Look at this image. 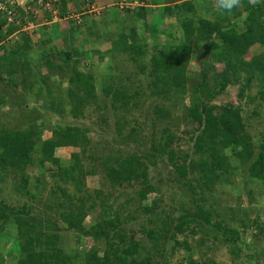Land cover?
I'll list each match as a JSON object with an SVG mask.
<instances>
[{
    "label": "rangeland",
    "instance_id": "rangeland-1",
    "mask_svg": "<svg viewBox=\"0 0 264 264\" xmlns=\"http://www.w3.org/2000/svg\"><path fill=\"white\" fill-rule=\"evenodd\" d=\"M65 1L67 5L64 15L61 13V0H51L52 7L57 9L52 12H57L58 19L52 22V13L40 10L42 14L36 18L32 15L29 19L38 26L30 32L19 33L9 43L12 47L16 44L22 46L27 36L32 46L24 59L29 64V69L22 71V67L19 68L14 76L15 80L0 79V127L4 125L28 129L35 122L46 126L42 138L48 139L56 125L75 124L89 130V146L85 151L83 148L57 149L55 155L64 162L61 166L47 165L46 169L41 170L32 165L26 170H9L7 178L2 174L0 200L14 207L27 206L31 215L41 218L44 223L55 225L57 228L53 232L59 234L60 245L73 257L75 263L86 264L90 252L94 250L102 256L108 239L102 237L96 241L92 236H83L69 230L63 218L66 207L59 204L67 202L62 189H68L72 194L76 191L75 185L69 180L65 183L64 169L73 163V152H83L84 166L94 171L85 181V192L92 198L87 206H93V209L88 213L84 224L90 228L97 222H102L107 214L111 220L120 219L117 230L124 228L129 234L126 235L128 239L124 244L117 243V254L123 256L124 249L131 246V240L138 241L141 246L138 253L129 256L132 264H140L141 261L144 264L150 263L148 256H151L152 264H187L190 256L199 258V253L204 255L207 264H264V233H260L254 223L260 217L264 227V186H259L256 180L251 179L248 172L251 161L243 167H235L229 183H219L214 191L205 192V206L214 214L213 221L224 223L228 233L225 235L209 228L208 231L197 229L196 233L187 231L185 234H178L175 233L176 227L182 217L188 214L197 216L199 210L187 182L178 181L169 154H159L151 160L144 158L151 146L159 142L161 130L171 126L176 135L173 150L177 155L189 154L188 162L199 159L193 151L192 139L198 124L193 121L189 112L194 105H199L195 104V96L188 93L185 97L156 99L148 88L151 82V59L160 55L166 45L170 46L171 40L165 34L156 36L137 23L134 14L139 8H144L148 14L146 21L151 25L155 15L159 17V12L163 11L167 0ZM187 1L195 2L197 14L210 20L222 18L226 12L219 9L217 0H174L172 3ZM244 8V2L239 0L233 11L244 12ZM242 15L234 20V25L239 29L243 27ZM167 17L168 23L166 26L161 25V31L178 33V28L173 25L175 18L166 16V19ZM134 25L137 27L135 39L120 42L118 46V33L123 27L125 33H130L129 29ZM1 34L8 35L4 31ZM172 42L176 44L174 40ZM199 49L192 52L186 63L190 90L203 82L211 90V95L204 97V104L240 110L252 134L255 153L258 154L264 145V90L258 84V79L247 74L236 76L231 71L228 72L223 63L210 61L208 65L201 64L207 60L208 54L204 47ZM260 51L259 46L252 48L246 58L250 60ZM3 53L0 51V55ZM66 53H70V58ZM48 61L66 66L68 72L48 69L43 64ZM74 68L94 73L99 95L104 88L123 89V86L116 87L122 83L132 87L131 90L136 89L132 91L138 90V96L128 106H124L126 104H122L123 102L116 103L120 107L112 108L113 110L98 109L93 104L86 110L85 117L76 119L69 114L72 107L68 98L71 86L69 74ZM203 70L206 72V79L201 75ZM49 91L52 96H48ZM50 100L57 103L55 109L51 108ZM157 104L169 110L170 117L159 120L155 114ZM125 121L127 125L122 130V123ZM131 129L135 131V139H126ZM133 152L140 155L135 171L131 172V168L124 166L119 184H114L105 177L104 158H125ZM225 152L234 166L240 165L231 148H225ZM54 173L56 176H53ZM24 176L30 181L28 185L24 184ZM189 177L193 178L194 175ZM144 180L153 185L154 189L147 198L142 199L140 190H144ZM250 190L253 191L252 194H249ZM97 192L101 193L106 203L113 205L112 213L101 205L100 199L96 197ZM93 202L98 205H92ZM201 221L205 222V219ZM1 228L4 234L15 238V231L9 225L0 226V230ZM2 233L0 250L3 251L4 261L0 264H16L18 253L13 249V243ZM150 233H155L160 240L155 243L150 238ZM186 241L190 249L186 248Z\"/></svg>",
    "mask_w": 264,
    "mask_h": 264
},
{
    "label": "trees",
    "instance_id": "trees-1",
    "mask_svg": "<svg viewBox=\"0 0 264 264\" xmlns=\"http://www.w3.org/2000/svg\"><path fill=\"white\" fill-rule=\"evenodd\" d=\"M172 1L174 0H167L162 13L159 17L155 15L151 25L146 21L148 14L144 8L136 10L134 15L137 23L149 29L153 34L156 36L165 34L171 40L170 46L166 45V49L160 55L151 59L149 75L152 88L150 86L148 88L156 99H170L172 96L185 97L188 93L195 96V104L198 103L199 105H194L189 112L193 121L198 124L192 139L194 141L193 151L199 156V159L188 162L189 154L177 155V152L173 150L176 135L171 126L161 130L162 135L159 142L155 146H151V150L144 154V158L151 160L158 157L159 154H169L171 163L177 172L178 178H176L180 183L187 182L186 185L192 194L193 201L199 209L197 216L192 214L183 216L175 233L185 234L187 231L196 233L197 229L208 231L210 228L226 235L228 233L227 227L224 223L213 221L214 214L205 206L207 198L205 192L214 191L215 186L219 183H229L234 168L243 167L250 161L248 172L251 179L256 180L255 182L259 186H264V145L262 151L256 154L252 134L249 132L240 110L204 104V97L211 95V90L203 82L190 90L188 85L190 78L186 74V63L189 62L193 51H199L200 47H204L208 58L201 64L208 65L210 61L223 63L226 70L231 71L236 76L247 74L257 78L258 84L264 90V0H240L244 2V12H235L233 11L234 8L231 12H225L222 18L214 20L198 15L195 2L172 3ZM61 4V13L64 15L67 2L61 0ZM239 15L244 18L242 29L234 25V20H237L236 17ZM166 16L175 18L176 22H173V25L178 28V33L175 31L171 33L165 29V33L161 31V25L166 26ZM4 23L0 17V51L4 52L3 55H0V79L12 81L15 80L14 76L19 68L22 67V71L29 69V64L24 59L27 56V50L32 45L27 36L24 38L22 46L16 44L15 47H12L9 43H2L7 36L1 34ZM15 30L14 27L10 28L8 35ZM129 30L130 33H125L123 27L118 33V46L128 39H135L136 25L130 27ZM257 46L261 48V51L250 60L247 59L246 55ZM66 56L70 58L71 55L66 53ZM43 64L50 70L56 68L62 72H68L64 65H56L50 61L43 62ZM201 75L206 79L205 70L201 71ZM95 81V75L90 70L84 72L74 68L70 72L69 82L71 86L68 89V98L72 108L69 114L74 118L85 117L86 110L93 104L98 109H118L120 106L117 107L116 103L123 102L122 104H126L124 106H128L138 96V90L132 91L136 89L131 90L132 87H127L122 83L116 87L123 86V89L104 88L103 93L99 95L96 91ZM112 90L114 91L112 92ZM50 92H48V96H52ZM50 103L51 108L55 109L57 103L54 104V100H50ZM155 114L159 120H163L170 117L171 112L157 104ZM126 125V121L122 123V130L125 129ZM43 129H46L45 125L40 126L35 122L28 126V129L10 128L4 125L0 127V178L2 174L7 178L9 170H26L32 165L41 170L46 169L47 165L61 166L64 162L55 155L57 149L64 147L83 148L82 150L85 151L89 146L87 142L89 130L85 127L82 128L75 124H58L52 128V136L48 139L42 138L45 131ZM134 132L131 129L126 135V139H135ZM225 148L232 149L234 156L239 161V166L233 165L230 156L225 152ZM82 153H72L73 163L68 165L63 173L65 183L69 180L75 185L74 189L76 190L73 194L69 193L68 189L61 191L65 201H67L59 202L60 205L66 207L63 218L68 225L67 228L83 236H92L96 241L102 237L108 239L102 256L94 250L90 252L86 264H132L129 261V256L138 253L141 246L138 241L131 240L132 244L124 249V255L117 254L119 250L117 243L124 244L128 239L126 235L129 234L124 228L117 230L121 223L120 219L111 220L107 214L102 222L99 221L90 228L84 224L88 213L93 209V206H87L92 198L85 192V181L88 175L94 174V171L84 166ZM139 161L140 155L135 152L125 158L119 156L115 158L106 157L103 159L105 177L111 179L114 184H119L122 179V168L127 166L133 172ZM192 174L194 177H189ZM26 175L28 176L27 173ZM27 176L23 178L25 185L30 182L29 176ZM53 176H56V173ZM143 183H145L144 190H140V193L142 199H145L154 188L146 180ZM252 193L253 191L250 190L249 194ZM96 197L100 199L101 205L107 209V212L112 213L113 205L106 203L100 192H97ZM65 203L67 204L65 205ZM92 205L98 204L93 202ZM203 218L205 222L201 221ZM254 223L260 233H264L260 217L256 218ZM6 225L14 229L15 238L4 234L2 228L0 234L3 232V236L10 243H13V249L18 253L16 264H77L73 257L67 254L60 245L59 234L53 232V229L57 227L50 223H44L41 218L31 215L27 206L14 207L0 200V226L5 227ZM150 238L155 243L160 240L155 233H150ZM184 243L186 248L190 249L187 241ZM177 244L180 245L179 242ZM203 257L202 253H199V258L190 256L187 264H207ZM147 259L152 260L151 256H148ZM151 260L147 264H152ZM2 261H4V254L0 250V263ZM140 264H144V261H141Z\"/></svg>",
    "mask_w": 264,
    "mask_h": 264
},
{
    "label": "built area",
    "instance_id": "built-area-1",
    "mask_svg": "<svg viewBox=\"0 0 264 264\" xmlns=\"http://www.w3.org/2000/svg\"><path fill=\"white\" fill-rule=\"evenodd\" d=\"M51 0H0V17L4 20L2 31L9 32V29L16 28L15 32L2 41V43H10L14 37L21 32H30L34 27L38 26L36 22L29 20L31 17L39 16L40 10L50 12L52 22L58 19L57 12H52L56 8L52 7ZM55 1V0H54ZM57 10V9H56ZM33 15V16H32Z\"/></svg>",
    "mask_w": 264,
    "mask_h": 264
},
{
    "label": "clouds",
    "instance_id": "clouds-1",
    "mask_svg": "<svg viewBox=\"0 0 264 264\" xmlns=\"http://www.w3.org/2000/svg\"><path fill=\"white\" fill-rule=\"evenodd\" d=\"M217 4L220 9L231 12L232 9L238 6L239 0H217Z\"/></svg>",
    "mask_w": 264,
    "mask_h": 264
},
{
    "label": "crops",
    "instance_id": "crops-1",
    "mask_svg": "<svg viewBox=\"0 0 264 264\" xmlns=\"http://www.w3.org/2000/svg\"><path fill=\"white\" fill-rule=\"evenodd\" d=\"M108 1H109V0H108ZM164 6H165V4H164ZM164 6H163V7H164ZM159 7H160V6H159ZM158 12H159V11H158ZM161 13H162V12H159V14H161ZM40 14H42V12H40L39 15H40ZM167 19L169 20L168 17H167ZM165 22H166V24L168 23V21H165ZM39 25H43V24H39ZM166 28H167V27H166ZM170 28H172V26H170Z\"/></svg>",
    "mask_w": 264,
    "mask_h": 264
}]
</instances>
